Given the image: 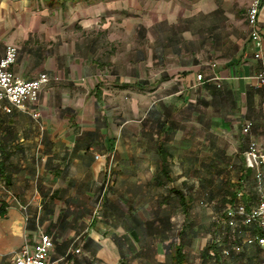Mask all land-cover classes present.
<instances>
[{"label": "crops", "instance_id": "0c3cea01", "mask_svg": "<svg viewBox=\"0 0 264 264\" xmlns=\"http://www.w3.org/2000/svg\"><path fill=\"white\" fill-rule=\"evenodd\" d=\"M251 2L0 0V58L15 46L17 78H50L0 112V264L44 234L51 264H264L257 226L226 217L264 192L245 163L264 151Z\"/></svg>", "mask_w": 264, "mask_h": 264}, {"label": "built area", "instance_id": "2783aa9c", "mask_svg": "<svg viewBox=\"0 0 264 264\" xmlns=\"http://www.w3.org/2000/svg\"><path fill=\"white\" fill-rule=\"evenodd\" d=\"M261 6L262 0H252L247 12V21L251 29V43L255 47L254 58L262 66V70L256 79L260 85H264V38L258 24ZM18 53V48L15 46H6L5 54L0 58V112L4 111L8 114H12L16 110L29 111V103L37 100L41 89L50 81L46 73L32 80L17 78L12 72V66L17 62ZM204 80L203 75L197 76V82L200 85L203 84ZM5 102L8 105H4ZM33 117L37 119L39 114L34 113ZM250 129L251 125L248 124L244 131L247 133ZM100 158L101 156H96V159L99 160ZM245 163L247 168L257 171V179L261 182L264 179V151L256 142H252L249 150L245 153ZM0 195L6 202L16 201L15 196L3 180H0ZM226 217L227 224L233 229L257 226L258 233L249 237L246 243H257L264 246V192L258 208L248 211L244 204H238L227 210ZM1 219L2 215H0V221ZM53 247L52 238L44 234L34 246H23L11 264H51L49 258ZM236 250L239 251L240 247H237ZM226 254L229 253L226 252Z\"/></svg>", "mask_w": 264, "mask_h": 264}, {"label": "trees", "instance_id": "16d2710c", "mask_svg": "<svg viewBox=\"0 0 264 264\" xmlns=\"http://www.w3.org/2000/svg\"><path fill=\"white\" fill-rule=\"evenodd\" d=\"M250 169V168H248ZM253 170V169H251ZM8 205L5 203L4 200L0 199V215L5 216L7 214ZM239 236H243L246 232V228L236 229ZM241 232V233H240Z\"/></svg>", "mask_w": 264, "mask_h": 264}]
</instances>
